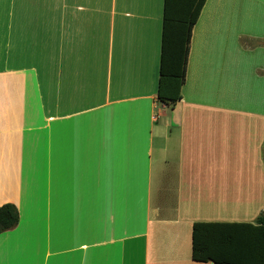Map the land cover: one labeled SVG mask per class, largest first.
<instances>
[{
	"label": "crops",
	"instance_id": "1",
	"mask_svg": "<svg viewBox=\"0 0 264 264\" xmlns=\"http://www.w3.org/2000/svg\"><path fill=\"white\" fill-rule=\"evenodd\" d=\"M165 7L0 0V207L19 213L0 264H214L192 259L195 223L257 225L264 38L250 0L205 1L173 107L158 101Z\"/></svg>",
	"mask_w": 264,
	"mask_h": 264
},
{
	"label": "trees",
	"instance_id": "2",
	"mask_svg": "<svg viewBox=\"0 0 264 264\" xmlns=\"http://www.w3.org/2000/svg\"><path fill=\"white\" fill-rule=\"evenodd\" d=\"M206 0H188L175 7L166 0L162 58L158 87L159 103L173 107L182 99L192 30ZM19 213L12 204L0 207V234L13 230ZM192 259L199 263L264 264V214L257 225L244 223H195Z\"/></svg>",
	"mask_w": 264,
	"mask_h": 264
},
{
	"label": "rangeland",
	"instance_id": "3",
	"mask_svg": "<svg viewBox=\"0 0 264 264\" xmlns=\"http://www.w3.org/2000/svg\"><path fill=\"white\" fill-rule=\"evenodd\" d=\"M233 15H241L238 10ZM264 0H250V24L260 37L264 38Z\"/></svg>",
	"mask_w": 264,
	"mask_h": 264
}]
</instances>
